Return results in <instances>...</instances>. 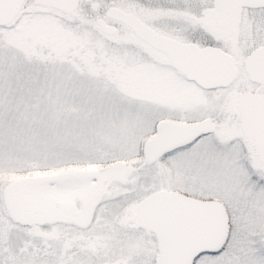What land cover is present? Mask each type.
I'll list each match as a JSON object with an SVG mask.
<instances>
[{"label": "snow or ice", "instance_id": "6c2138e0", "mask_svg": "<svg viewBox=\"0 0 264 264\" xmlns=\"http://www.w3.org/2000/svg\"><path fill=\"white\" fill-rule=\"evenodd\" d=\"M0 264H264V0H0Z\"/></svg>", "mask_w": 264, "mask_h": 264}]
</instances>
